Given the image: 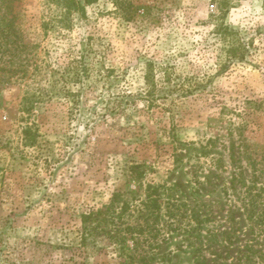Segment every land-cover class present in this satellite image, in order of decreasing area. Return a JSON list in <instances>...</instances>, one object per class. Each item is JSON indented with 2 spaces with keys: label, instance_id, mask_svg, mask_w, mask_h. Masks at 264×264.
Returning a JSON list of instances; mask_svg holds the SVG:
<instances>
[{
  "label": "rangeland",
  "instance_id": "374dc122",
  "mask_svg": "<svg viewBox=\"0 0 264 264\" xmlns=\"http://www.w3.org/2000/svg\"><path fill=\"white\" fill-rule=\"evenodd\" d=\"M15 1L22 45L0 53V264H122L114 234L152 223L153 189L160 234L127 264L261 251L241 195L255 171L264 184V0H97L68 29L51 0ZM237 40L246 59L219 72Z\"/></svg>",
  "mask_w": 264,
  "mask_h": 264
},
{
  "label": "trees",
  "instance_id": "16d2710c",
  "mask_svg": "<svg viewBox=\"0 0 264 264\" xmlns=\"http://www.w3.org/2000/svg\"><path fill=\"white\" fill-rule=\"evenodd\" d=\"M53 4L58 7L62 12H64L65 17L61 21H58L59 25L63 27L64 29H68L69 21L68 17L72 13H79L80 16L85 15V8L89 5H93L97 2V0H51ZM15 3V4H14ZM0 11L2 12L0 15V53H4L7 50L16 49L19 47L22 42V36H21V29L17 22V16H16V1L15 0H0ZM223 35H230L232 31L228 28H225L223 31ZM231 42V41H230ZM249 46V45H248ZM249 52V48L243 44V42L237 40L236 44L234 42L230 43L229 48L226 51V61L223 65L220 67L219 72H225L231 64H234L235 62H244L246 59V55ZM10 64V62H9ZM0 71L6 72V67H0ZM153 76L151 72H147L144 76V80L146 84H150ZM35 101H31V107H27L24 109L26 112H30V110L33 107V104ZM23 142L26 147H33L36 143V136L32 133L31 128H26L23 131ZM254 169V168H253ZM264 169V168H263ZM255 171V170H254ZM263 170H261L262 172ZM259 172V173H261ZM240 178V177H239ZM242 178L237 180V177H232L231 181V188H235L236 183H240ZM245 189L243 190V193L241 195V204L243 212L247 215V219L253 223V226L257 227L259 229V236H264V184L257 182V175L256 171L253 174V178L249 182V184L242 185ZM241 187V188H242ZM150 190V188L148 189ZM157 196V190L153 189L142 201L141 207L143 212L149 213V218H153V221L151 224H147L145 227H140L139 229L126 227L125 233L119 234V232H115L113 239L115 242L119 243L120 248L123 252L122 256H125L124 263L127 264V260L133 261L134 260V254H136V251L140 247V244L145 241L144 239L145 234H149L152 240H157L159 236V228L156 226L157 221L160 218V204ZM175 205H169V211L168 215L173 216L172 213V207ZM128 209L127 205L122 208V212L126 211ZM261 209L262 212L258 217H255V212ZM87 219V218H86ZM196 219V218H195ZM253 228V227H252ZM92 231V230H91ZM91 231H86L82 233V242H84L87 239V235H91ZM113 235H109L110 238ZM143 238L144 240L140 239ZM130 239L132 241V247L128 246L126 244L127 240ZM228 240V244H230V240ZM264 241V239H263ZM262 249L261 251H253L252 247H249L248 244L245 245L244 250L245 252H242V248L238 249V252H242V258L244 261L238 258V264H246L248 262L249 264L252 262V264H264V243L261 244ZM129 252V253H128ZM250 253L255 254L256 260H252L249 255ZM217 259H221V256L218 254ZM143 260V259H141Z\"/></svg>",
  "mask_w": 264,
  "mask_h": 264
}]
</instances>
